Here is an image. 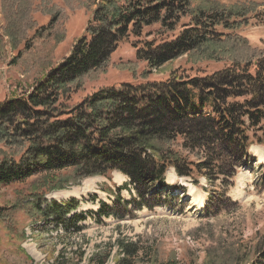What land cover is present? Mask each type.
<instances>
[{"label":"trees","instance_id":"obj_1","mask_svg":"<svg viewBox=\"0 0 264 264\" xmlns=\"http://www.w3.org/2000/svg\"><path fill=\"white\" fill-rule=\"evenodd\" d=\"M25 1L10 0L19 6ZM71 1L91 11L83 35L27 94L0 102V144L21 150L17 159L0 160V186L44 176L39 188L53 191L119 173L128 184L117 188L113 207L97 203L95 216L100 219L113 215L118 205L127 213L132 204L150 211L175 202L178 195H171L164 184L168 168L190 179L195 171L199 175L204 171L202 177L209 182L232 179L250 160L249 133L257 144L264 143V50L244 46L243 38L217 30H236L247 11L230 10L213 0L196 6L193 0H63L68 5ZM48 15L47 26L33 30L16 60L32 65L35 42L63 39L59 11ZM185 19L188 22L180 24ZM153 26L180 31L168 42L135 48L136 60L151 70L187 55L210 62L226 60L229 66L201 78L105 87L72 108L64 104L82 80L109 66L122 43L140 38ZM31 28L30 18L15 17L5 30L11 39H22ZM181 150L197 162L182 160ZM127 187L133 192L131 202L119 196ZM35 192L23 203L34 229L68 239L82 234L87 215L78 200L47 201ZM113 245L117 256L113 264H180L175 259L159 262L153 244L140 238H117ZM212 249L205 264H264V240L253 252L236 246L224 252ZM79 255L75 264L82 263L84 252ZM109 257L110 253L94 254L86 264H107Z\"/></svg>","mask_w":264,"mask_h":264},{"label":"rangeland","instance_id":"obj_2","mask_svg":"<svg viewBox=\"0 0 264 264\" xmlns=\"http://www.w3.org/2000/svg\"><path fill=\"white\" fill-rule=\"evenodd\" d=\"M202 1L205 0H193V6ZM213 1L230 10L244 8L247 11L242 19L244 24L236 30L223 31L219 28L218 31L243 38L246 42L244 46L264 50V0ZM81 4L71 1L68 5L63 0H26L19 6L11 4L10 0H0V102L27 94L50 67L68 55L83 35L90 18L91 11ZM56 11L60 13L58 28L62 25L65 31L63 39L59 43L53 39L35 42L32 65L21 63L23 59L16 60L23 41L32 36L34 29L47 26L50 19L48 13ZM15 17L31 20L32 28L22 39H11L5 30L8 21ZM186 22L187 19L180 24ZM179 31L177 28L174 32H166L158 26L144 29L140 38H130L118 47L103 71L82 80L64 104L72 108L86 96L105 87H118L123 83L144 85L174 78H201L229 66L226 60L210 62L187 55L160 69L151 70L145 63L136 60L135 48L140 49L145 43L157 45L168 42ZM241 51L243 53L245 49ZM261 126L264 128V121ZM249 135L250 160L243 163L232 179L209 182L202 177L204 171L202 175L195 171L190 179L179 177L172 168H168L164 184L170 194H177L178 198L150 211L145 208L140 210L132 204L124 213L118 205L112 209L113 215L100 219L95 216L98 202L113 207L117 188L128 184V179L120 174L84 179L77 185L69 184L64 189L53 191L45 189L47 187L39 188L41 182L46 181L44 176L0 186V264H75L79 262L80 252H84L80 264H86L94 254L105 253H110L107 264H113L117 257L113 243L117 238L133 241L140 238L142 243L153 244L159 262L175 259L180 264H205V260L213 255L212 248L224 252V249L236 246L253 252L264 240V158L261 160L258 157V152L264 154V143L257 144L256 138L251 133ZM181 151L182 160L197 162L194 156ZM20 153L18 148L8 149L0 144V160L5 157L17 159ZM73 190L78 192L76 197H53L56 192L60 194ZM130 190L127 187L119 193L123 202L133 200ZM34 191L47 201L62 203L71 198L78 200L81 211L87 215L82 234L68 239L61 233H44L34 229V220L28 217L27 206L23 205ZM93 196H96L95 200ZM181 201L185 202L182 209Z\"/></svg>","mask_w":264,"mask_h":264},{"label":"bare ground","instance_id":"obj_3","mask_svg":"<svg viewBox=\"0 0 264 264\" xmlns=\"http://www.w3.org/2000/svg\"><path fill=\"white\" fill-rule=\"evenodd\" d=\"M258 157H259V159H261V160H263V158H264V154L263 153H260V152H258ZM261 164H263V163H261ZM114 174L115 175H117V174H119V173H116V172H114ZM121 175V174H120ZM122 176V175H121ZM122 177H124V176H122ZM125 178V177H124ZM88 186V185H87ZM80 191H82V190H80ZM56 193H59V192H56ZM53 194V197L55 198V197H60V195L61 196H63V197H68V196H77L78 195V192H77V190H73V191H70V192H65V193H60V194ZM81 193V192H80ZM83 194V193H82Z\"/></svg>","mask_w":264,"mask_h":264}]
</instances>
